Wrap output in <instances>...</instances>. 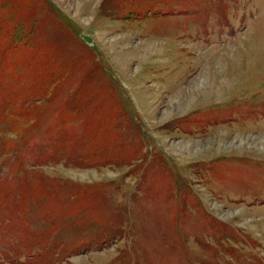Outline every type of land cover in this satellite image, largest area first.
<instances>
[{
	"label": "rangeland",
	"instance_id": "1",
	"mask_svg": "<svg viewBox=\"0 0 264 264\" xmlns=\"http://www.w3.org/2000/svg\"><path fill=\"white\" fill-rule=\"evenodd\" d=\"M95 111L120 145L81 168ZM222 244L264 264V0H0V264H240Z\"/></svg>",
	"mask_w": 264,
	"mask_h": 264
},
{
	"label": "trees",
	"instance_id": "2",
	"mask_svg": "<svg viewBox=\"0 0 264 264\" xmlns=\"http://www.w3.org/2000/svg\"><path fill=\"white\" fill-rule=\"evenodd\" d=\"M33 1L35 2V4L37 2L38 3L42 2V0H33ZM3 14L5 15L6 13L4 12ZM28 100H30L28 103L31 104L34 101V97L31 96V97L25 99L24 102H26ZM36 101L45 102V99L44 98H41V99L35 98L34 103ZM120 105L121 106L122 105L125 106L126 104H125V102L122 101L120 103ZM133 111H131V109L129 108L128 109L129 113L126 112V115H129L131 113H135L134 109H133ZM97 114H99V111L98 112L95 111L93 114H90V115L86 114V115L74 116V119L71 121L72 129H70V132H69V130H68V132L64 131V133L66 135H68L67 133H69V134L71 133L72 135L70 134V136H73V135L76 136L75 137V138H77L76 141H80L81 140L82 143H83V144H81V148H82V151H83L82 152V156L78 159V160H81L80 162H81L82 165L81 164L78 165V166H81V168H91V167H97V166L99 167V166H106L108 164H111V160L109 161L108 154H107L105 148L110 149L111 145H114V142H117L118 145H120V143L118 142V141H120V133L119 132H115V129H118V127L114 126V123H112V122H106L104 115L99 116ZM37 119H39L38 116L33 118V122H34L32 124L33 126L28 128L29 129L28 132L38 128L37 125H39V124H37V123H38L39 120H37ZM73 121H74V123H73ZM77 122H80L81 126L76 127L75 124ZM178 123H179V121L177 120L176 123L173 124V128L178 127L179 126ZM191 124H194V122H192ZM120 128H121V126H120ZM130 128L131 127H129V129ZM75 132L78 133V134L75 135L74 134ZM187 133H189V132L185 131V134H187ZM134 134L138 135V136L140 135L143 139L147 140L143 136V132L141 131V128H140L139 125L136 127ZM18 135H19L20 139L18 141H16L15 147L8 150L11 153H12V151L17 152L21 148V145H22L23 141H25V140L31 141L28 138L29 135L25 136L23 131L18 133ZM78 135L80 136V138L77 137ZM105 135H108V137L114 136L113 139L115 141L112 142V143L106 142ZM29 137H33V136L30 135ZM117 137H119V138H117ZM74 139H72V140H74ZM147 141H149V140H147ZM140 144H141V148H139V151L142 152V148L143 147L145 148L146 145H148V143L146 141H144V143H140ZM113 148H115V146ZM104 152H105V154H103ZM142 157H143V160L145 159V161H143V162H146L147 158H145L144 155ZM133 160H135V157H134ZM137 160H142V159H137ZM128 161L131 162V159L130 160L127 159V162ZM158 162H159V160H158ZM161 163L164 164L163 159H161ZM75 166L78 167L77 165H75ZM145 170H147V168ZM34 176L36 178H38L39 180L41 179L40 180V184H38V186H40L41 184L47 185V181H46V179L44 177H41V173H37ZM27 178L28 177H24V180L27 179ZM54 188L55 187L51 186L50 190H52ZM75 189H76V187H74L73 191H75V195H76L77 191ZM22 197L24 198V195H22ZM20 199H22V198L20 197ZM226 239H230L229 236H227ZM221 240H223V239H221ZM236 242L239 243V240L237 239ZM219 246L222 249L220 250L219 248H217V250H219V251L216 250V254H215L216 258H219L221 256V253H224L225 255H228L231 259H233L234 261H238L240 264L242 263L243 255H240V252H238L239 251L238 248H236V247L234 248L232 246H226L225 244H222V246L221 245H219ZM52 258H54V257H52ZM59 261H61V260L60 259L51 260L48 264H63L62 262H59ZM191 263L192 264H196V263H193V262H191Z\"/></svg>",
	"mask_w": 264,
	"mask_h": 264
}]
</instances>
